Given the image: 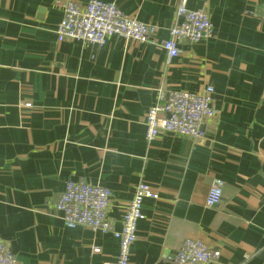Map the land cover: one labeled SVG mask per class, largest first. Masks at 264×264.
Returning <instances> with one entry per match:
<instances>
[{
	"label": "crops",
	"instance_id": "obj_1",
	"mask_svg": "<svg viewBox=\"0 0 264 264\" xmlns=\"http://www.w3.org/2000/svg\"><path fill=\"white\" fill-rule=\"evenodd\" d=\"M66 1L0 0V239L18 264L118 256L111 231L64 224L55 206L69 180L111 190L116 229L139 183L158 193L144 201L131 264H175L187 237L221 251L207 264H264V0H103L157 27L155 43L113 35L104 45L58 41ZM183 1L208 11L215 36L181 41L170 59L161 44ZM207 86L219 115L202 141L146 138L160 88ZM216 178L222 200L208 207Z\"/></svg>",
	"mask_w": 264,
	"mask_h": 264
},
{
	"label": "built area",
	"instance_id": "obj_2",
	"mask_svg": "<svg viewBox=\"0 0 264 264\" xmlns=\"http://www.w3.org/2000/svg\"><path fill=\"white\" fill-rule=\"evenodd\" d=\"M264 17V3L262 4ZM179 21L171 26L169 38L162 48L172 59L181 52V41L196 43L215 36V25L205 9H189L183 1L177 8ZM157 27L142 22L124 13L114 2L90 0L85 4L68 0L64 5L61 21L56 28L58 41L79 40L104 45L113 35L136 42H152ZM214 87L207 86L201 92L167 90L160 88L156 102L148 109L145 117L146 138L153 140L160 134L198 138L204 135L202 125L208 118H216L219 111L213 105ZM224 181L213 180L206 196V205H217L223 196ZM146 198H159L147 182L136 188L122 224L116 229L108 218L111 190L88 181L69 180L65 191L56 203L63 222L68 227L86 226L94 231H111L119 244L116 259L104 264H131L132 247L137 240L139 222L145 218L143 204ZM96 252L100 248H95ZM221 251L210 247L204 240L187 237L174 258L175 264H207L220 259ZM0 264H18L10 246L0 239Z\"/></svg>",
	"mask_w": 264,
	"mask_h": 264
},
{
	"label": "water",
	"instance_id": "obj_3",
	"mask_svg": "<svg viewBox=\"0 0 264 264\" xmlns=\"http://www.w3.org/2000/svg\"><path fill=\"white\" fill-rule=\"evenodd\" d=\"M198 139L201 140V141L203 140V139H200V137H198ZM160 264H169V263H160Z\"/></svg>",
	"mask_w": 264,
	"mask_h": 264
},
{
	"label": "rangeland",
	"instance_id": "obj_4",
	"mask_svg": "<svg viewBox=\"0 0 264 264\" xmlns=\"http://www.w3.org/2000/svg\"><path fill=\"white\" fill-rule=\"evenodd\" d=\"M65 5V4H64Z\"/></svg>",
	"mask_w": 264,
	"mask_h": 264
}]
</instances>
